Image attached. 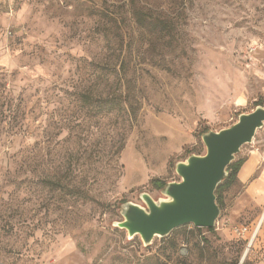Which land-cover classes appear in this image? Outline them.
Masks as SVG:
<instances>
[{"label":"rangeland","instance_id":"374dc122","mask_svg":"<svg viewBox=\"0 0 264 264\" xmlns=\"http://www.w3.org/2000/svg\"><path fill=\"white\" fill-rule=\"evenodd\" d=\"M133 6L171 33L138 26ZM258 102L264 0H0V264H264L262 206L240 183L212 231L144 246L116 227ZM241 159L264 173V127Z\"/></svg>","mask_w":264,"mask_h":264},{"label":"water","instance_id":"95a60500","mask_svg":"<svg viewBox=\"0 0 264 264\" xmlns=\"http://www.w3.org/2000/svg\"><path fill=\"white\" fill-rule=\"evenodd\" d=\"M263 127L264 108L257 106L253 112L240 114L232 126L202 134L205 153L191 155L176 164L175 173L180 181L163 187L167 199L155 202L142 194L140 198L146 208L124 204L123 220L116 227L125 230L128 238L139 236L144 246H149L155 237L164 238L183 226L214 228L220 212L215 190L240 148L249 144L256 131Z\"/></svg>","mask_w":264,"mask_h":264},{"label":"trees","instance_id":"16d2710c","mask_svg":"<svg viewBox=\"0 0 264 264\" xmlns=\"http://www.w3.org/2000/svg\"><path fill=\"white\" fill-rule=\"evenodd\" d=\"M132 14L133 17L135 19V22L138 26L142 27V28H147L150 30H159L161 33L167 34L169 35L170 32V27L168 26V24H166L165 22L162 21H157L156 23L152 22V18L150 16H148L147 14H143V12L138 9L135 8L133 6V10H132ZM152 32V31H151ZM256 106H261V104L258 102L256 104ZM114 106L109 105V107L107 108V110H111L113 109ZM207 132V131H206ZM246 162L245 159H241V160H237L235 162H232L229 164V166L226 168V177L222 180V182L217 186L216 190H215V201L216 204L218 206L219 209L222 208L223 206V201L221 198V194L229 189L231 186H233L235 183H238L237 180V175L242 167V165ZM154 187H157L158 189H162L166 184L158 179H153L150 182ZM196 230H200L199 228H197ZM207 231H212V229H206Z\"/></svg>","mask_w":264,"mask_h":264},{"label":"crops","instance_id":"0c3cea01","mask_svg":"<svg viewBox=\"0 0 264 264\" xmlns=\"http://www.w3.org/2000/svg\"><path fill=\"white\" fill-rule=\"evenodd\" d=\"M255 171L256 163L248 160L242 165L237 180L243 186L245 194L257 205L262 206V216H264V173H260L256 179H253Z\"/></svg>","mask_w":264,"mask_h":264},{"label":"built area","instance_id":"2783aa9c","mask_svg":"<svg viewBox=\"0 0 264 264\" xmlns=\"http://www.w3.org/2000/svg\"><path fill=\"white\" fill-rule=\"evenodd\" d=\"M232 233L238 238V239H245L249 236V228L244 225H237L232 228ZM184 253V249L182 250Z\"/></svg>","mask_w":264,"mask_h":264},{"label":"bare ground","instance_id":"6f19581e","mask_svg":"<svg viewBox=\"0 0 264 264\" xmlns=\"http://www.w3.org/2000/svg\"><path fill=\"white\" fill-rule=\"evenodd\" d=\"M264 224V216L261 215V217L259 218L257 225H256V230L254 232L253 237L256 235V233L260 230V228L262 227V225Z\"/></svg>","mask_w":264,"mask_h":264}]
</instances>
